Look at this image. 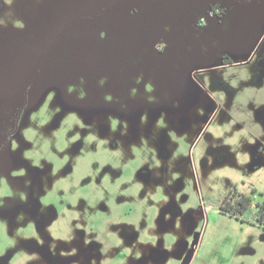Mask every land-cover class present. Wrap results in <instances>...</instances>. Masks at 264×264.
I'll list each match as a JSON object with an SVG mask.
<instances>
[{
  "label": "rangeland",
  "instance_id": "1",
  "mask_svg": "<svg viewBox=\"0 0 264 264\" xmlns=\"http://www.w3.org/2000/svg\"><path fill=\"white\" fill-rule=\"evenodd\" d=\"M263 27L264 0H0V264H264L219 209L263 199L262 132L193 73Z\"/></svg>",
  "mask_w": 264,
  "mask_h": 264
},
{
  "label": "crops",
  "instance_id": "2",
  "mask_svg": "<svg viewBox=\"0 0 264 264\" xmlns=\"http://www.w3.org/2000/svg\"><path fill=\"white\" fill-rule=\"evenodd\" d=\"M234 49V56L225 53L222 61L194 69V80L218 107L223 108L224 102L227 114L240 123H252L262 132L264 143V27L250 52L242 46Z\"/></svg>",
  "mask_w": 264,
  "mask_h": 264
},
{
  "label": "trees",
  "instance_id": "3",
  "mask_svg": "<svg viewBox=\"0 0 264 264\" xmlns=\"http://www.w3.org/2000/svg\"><path fill=\"white\" fill-rule=\"evenodd\" d=\"M251 192L255 194L256 189L253 188ZM261 195L262 200L254 201L251 194L241 193L234 187L222 201L220 212L264 227V193Z\"/></svg>",
  "mask_w": 264,
  "mask_h": 264
},
{
  "label": "flooded vegetation",
  "instance_id": "4",
  "mask_svg": "<svg viewBox=\"0 0 264 264\" xmlns=\"http://www.w3.org/2000/svg\"><path fill=\"white\" fill-rule=\"evenodd\" d=\"M76 17H72V18H69L66 23L63 24V28H65L66 26H68V24L70 22H72L73 20H75ZM53 44V43H52ZM52 48V45H50V47L47 49V51L45 52L44 56L38 61L39 63V66H40V63L41 61L49 54L50 50ZM38 65V64H37ZM39 66H38V69H37V72H36V76L32 79V81L27 85V87L23 90V92L21 93V96L25 95L27 93V90L28 88L30 87V85L36 81L39 76H40V70H39ZM39 73V74H38ZM15 100V99H14ZM62 119V115H58L56 118L54 117L53 119V125L54 126H57L60 122V120ZM7 141H8V138H7ZM35 255H34V258L35 259H38L40 261H42L43 264H48L50 262H52L54 260V255L51 251V249L49 248V246L47 245L46 242H42L40 245H39V248L36 249L35 251Z\"/></svg>",
  "mask_w": 264,
  "mask_h": 264
},
{
  "label": "water",
  "instance_id": "5",
  "mask_svg": "<svg viewBox=\"0 0 264 264\" xmlns=\"http://www.w3.org/2000/svg\"><path fill=\"white\" fill-rule=\"evenodd\" d=\"M38 66H39V63H38V65H37V69H38ZM39 74V73H38Z\"/></svg>",
  "mask_w": 264,
  "mask_h": 264
}]
</instances>
